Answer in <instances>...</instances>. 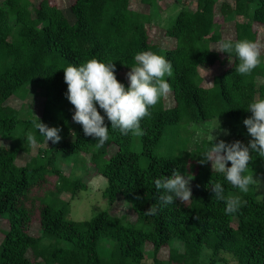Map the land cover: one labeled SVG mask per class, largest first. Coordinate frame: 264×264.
Listing matches in <instances>:
<instances>
[{
  "label": "trees",
  "instance_id": "1",
  "mask_svg": "<svg viewBox=\"0 0 264 264\" xmlns=\"http://www.w3.org/2000/svg\"><path fill=\"white\" fill-rule=\"evenodd\" d=\"M71 1L72 22L48 0L33 6L31 0L0 3V140L10 141L8 145L0 141V216L5 213L7 223L5 229L0 228V264H142L147 243L152 246L154 264H201L204 247L212 250L213 262L226 251L238 264H264V202L256 199L253 188L242 194L247 203L237 214L225 215L224 204L215 199L211 187L221 183L226 195L238 189L213 172L210 162L199 163L188 202L163 205L162 193L153 183L170 176L173 169L180 171L179 159L154 153L167 125L216 115L232 117L243 125L251 116L248 105L264 100V60L251 75L241 76L235 73L234 55L210 46L211 41L222 40L256 42L253 24L264 25V0H224L218 8L217 0H196L192 10L180 9L165 28L164 36L173 42L170 47L152 40L147 28L150 14L131 9L130 0ZM141 1L155 5V0ZM225 21H234L233 38L221 36ZM14 34L16 40H12ZM145 51L171 62L173 75L164 79L171 85L173 105L166 107L161 97L150 109L151 117L141 121L145 135L140 153L131 149L132 135L112 129L106 117L109 139L97 148L95 140L72 120L75 109L65 96L63 69L91 59L113 63L116 79L127 88L120 71L136 65L134 57ZM221 54L230 60L229 65L207 87L198 69L222 61ZM258 77L262 78L259 84ZM31 85L43 91L42 114L21 118L17 109L5 103L13 96L24 97ZM97 110L104 114L98 106ZM36 117L61 129L60 142L45 143L35 129ZM29 132L36 138L37 149L30 160L19 164V153H29L33 146L27 142ZM218 140L229 143L225 138ZM89 143L91 149H87ZM111 146L114 149L109 153ZM209 147L210 139L203 141L200 153ZM81 150L90 154L88 160L97 174L107 179L104 195L109 209L75 221L65 217L70 203L59 196L65 192L75 196L86 189V183L66 175L55 162L60 152ZM142 155L148 159L145 167L140 165ZM252 157L248 169L255 179L262 173L257 162L264 160L256 153ZM44 190L52 195L51 203L44 201ZM118 196L131 201L134 223L113 214ZM152 206L157 213L147 215ZM33 220L39 222L41 234L30 232ZM100 238L111 242L106 258L98 250ZM175 240L183 243L182 250L173 245Z\"/></svg>",
  "mask_w": 264,
  "mask_h": 264
},
{
  "label": "clouds",
  "instance_id": "2",
  "mask_svg": "<svg viewBox=\"0 0 264 264\" xmlns=\"http://www.w3.org/2000/svg\"><path fill=\"white\" fill-rule=\"evenodd\" d=\"M214 49L228 56L234 55L238 61L235 73L241 76L251 75L261 63V46L251 40H222L218 49ZM134 59L136 66L126 73L127 88L116 79L113 63L106 64L91 59L79 66L68 65L63 69L64 83L67 85L65 96L75 109L72 120L81 125L85 136L95 140L97 148L103 147L109 139L105 117L111 128L122 135L141 137L145 135L141 121L150 118V109L161 97L171 93V85L164 79L173 75L170 61L150 51L137 53ZM208 74L209 71L206 70V75ZM97 106L103 111V115L97 110ZM247 111L251 112V116L243 120L250 137L247 145L239 140L227 143L210 134V147L201 154L202 159L199 161L201 164L210 162L213 172L222 174L229 185L244 194L249 192L250 187L257 188L260 184L258 179H254L253 173H245L253 159L252 153L264 160V100L250 103ZM36 118L38 122L34 125L35 129L44 137L45 143L60 142L61 129L49 127ZM223 134L227 135V130H223ZM27 142L30 145L36 144V138L31 132L27 134ZM229 162L230 167L227 166ZM192 179L191 175L186 177L178 169H173L170 176L155 179V189L162 193L160 202L167 206L191 200ZM211 191L217 201L223 202L225 215L237 214L247 203L239 195H226L224 186L219 182L213 184ZM156 213L155 206L146 210L147 215Z\"/></svg>",
  "mask_w": 264,
  "mask_h": 264
},
{
  "label": "rangeland",
  "instance_id": "3",
  "mask_svg": "<svg viewBox=\"0 0 264 264\" xmlns=\"http://www.w3.org/2000/svg\"><path fill=\"white\" fill-rule=\"evenodd\" d=\"M40 0H31L32 6L38 4ZM51 4H55L61 8L65 16L70 22L74 20V16L70 11L71 0H48ZM224 0H217V8ZM3 0H0L2 3ZM230 2V1H229ZM196 0H182L181 2H175V0H155V5L150 6L143 3L141 0H130L131 9L150 14L151 23L147 25L149 34L155 43H158L162 47H170L173 42L170 38L164 36V30L167 26L171 25L175 20L177 13L182 8L192 10L195 7ZM253 28L257 31L256 42L261 46L260 59L264 60V25L254 23ZM221 36L223 38H233L235 35L234 21H225L220 26ZM18 35L14 34L12 40H16ZM210 46L212 49L219 47V41H211ZM215 50V49H214ZM221 60L210 68L199 67L198 72L203 79V85L210 87L213 84V77L219 74L224 68L229 65L230 60L225 58L221 54ZM136 66V65H134ZM134 66H124L120 73L127 80L126 73L130 71V68ZM206 70L209 74L206 75ZM206 75V76H205ZM262 82V78H257V84ZM218 92V89H216ZM219 96V95H218ZM166 107L173 105V97L170 93L168 96L163 97ZM219 97L217 102L219 103ZM43 91L35 85L28 87L24 97L20 98L13 96L9 98L5 104L10 105L19 111L21 118H27L30 114L41 116L43 110ZM218 119V120H217ZM219 124V126H218ZM217 128V129H215ZM212 130V131H211ZM223 130H227L228 134L224 135ZM210 134L216 136L217 139H228L229 143L234 141H241L247 145L250 137L247 134V129L243 125H238L232 117H226L216 115L213 118L199 120V121H181L176 124L167 125L163 134V137L159 141L158 145L154 149L156 155L171 156L179 159L180 173L186 177L194 176L197 172L199 161L201 160V153L199 146L207 139H210ZM70 139H73L71 137ZM6 145L10 143L7 138L1 139ZM0 140V141H1ZM47 146V145H45ZM92 143H89L87 149H91ZM37 144L33 145L29 153L20 152L18 155V163L24 164L30 160L31 156L36 152ZM113 147L109 148V153L113 151ZM131 149L140 153L142 151L141 137H135L132 135ZM86 150L78 152H60L56 156L55 165L62 170L66 175H73L80 177L86 183V189L79 190L75 196H71L70 193H62L59 197L63 200H68L70 205L65 217L67 219L75 221H85L96 215L97 213L109 209V203L107 197L104 195V190L107 186V179L97 174L95 167L89 162V153ZM148 159L145 156H141L140 165L147 166ZM257 166L262 167V173L256 175L255 179L260 181L259 186L256 188L252 186L256 199L260 202H264V162H257ZM245 174H251V170L248 169ZM193 179L190 181V188L193 186ZM48 191L44 190L42 196L46 195L45 202L51 203L53 201L52 195L47 194ZM243 193L239 190L231 191L229 195H239L242 197ZM113 214L121 218L122 221L135 222L136 216L131 207V201L122 196H118ZM6 216L4 213L0 216V228L5 229L7 223L3 218ZM30 232L33 235L41 234L40 224L38 221L33 220ZM1 240V232H0ZM65 245V242H62ZM111 242L100 238L98 241V250L101 256L107 257L109 246ZM173 245L178 249H183V243L175 240ZM145 256L142 264H154L153 252L151 244L145 245ZM167 254V249H165ZM165 255V254H164ZM160 257V254H159ZM212 250L204 247L201 253V264H238V261L230 253L221 251L217 259L213 262L211 259ZM43 264V263H42Z\"/></svg>",
  "mask_w": 264,
  "mask_h": 264
}]
</instances>
